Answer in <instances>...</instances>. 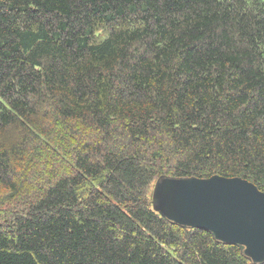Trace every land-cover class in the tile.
<instances>
[{"label": "trees", "instance_id": "trees-1", "mask_svg": "<svg viewBox=\"0 0 264 264\" xmlns=\"http://www.w3.org/2000/svg\"><path fill=\"white\" fill-rule=\"evenodd\" d=\"M162 175L264 192V0H0V264H253Z\"/></svg>", "mask_w": 264, "mask_h": 264}, {"label": "water", "instance_id": "water-1", "mask_svg": "<svg viewBox=\"0 0 264 264\" xmlns=\"http://www.w3.org/2000/svg\"><path fill=\"white\" fill-rule=\"evenodd\" d=\"M151 205L171 224L207 231L253 264H264V192L248 180L162 175L154 181Z\"/></svg>", "mask_w": 264, "mask_h": 264}, {"label": "rangeland", "instance_id": "rangeland-1", "mask_svg": "<svg viewBox=\"0 0 264 264\" xmlns=\"http://www.w3.org/2000/svg\"><path fill=\"white\" fill-rule=\"evenodd\" d=\"M0 195V226L5 227L12 219L19 214H23L25 199L6 200ZM28 202V201H27Z\"/></svg>", "mask_w": 264, "mask_h": 264}]
</instances>
